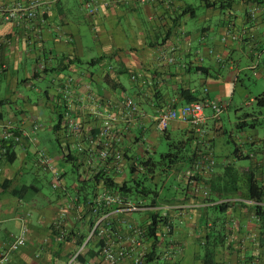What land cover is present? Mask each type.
Returning <instances> with one entry per match:
<instances>
[{
  "label": "crops",
  "instance_id": "0c3cea01",
  "mask_svg": "<svg viewBox=\"0 0 264 264\" xmlns=\"http://www.w3.org/2000/svg\"><path fill=\"white\" fill-rule=\"evenodd\" d=\"M32 1L40 3L34 20L0 13V141L8 127L19 135L13 161L0 143V257L23 230L27 236L4 264H105V243L91 235L110 212L103 235L115 249L133 251L130 226L146 230L157 217L167 219L172 236L156 251L177 264H205L208 235L217 252L212 264H264V92L243 94L264 81V0H0V7ZM190 94L225 103V114L216 120L205 110V139L180 121L159 133V116ZM128 100L138 106L130 119ZM70 120L82 123L81 135ZM108 125L112 134L104 137ZM207 139L218 165L205 200L191 196L184 173ZM104 148L123 155L121 173L99 159ZM40 151L62 176L58 189L38 165ZM103 174L114 177V188L96 180ZM105 193L143 210L114 214L98 203ZM220 201L228 203L213 207ZM155 258L152 264H168Z\"/></svg>",
  "mask_w": 264,
  "mask_h": 264
},
{
  "label": "built area",
  "instance_id": "2783aa9c",
  "mask_svg": "<svg viewBox=\"0 0 264 264\" xmlns=\"http://www.w3.org/2000/svg\"><path fill=\"white\" fill-rule=\"evenodd\" d=\"M140 5H148L150 3H154L160 0H133ZM40 3L36 1H32L27 4L18 3L10 8H1L0 13L3 18L7 21H12L15 19H23V20H34L38 16ZM168 63L173 64L175 59L173 57H168ZM198 61L202 62V56H198ZM174 103H171V106L162 113L159 118L156 120V128L159 133L165 134L170 124L173 121H180L186 124H189L192 129H195L197 134L201 136L202 139H205L207 136L206 130L203 128L204 124L207 121L205 110L207 108L211 109L213 112V118L218 120L222 117L223 114L226 112V104L222 102H215L210 99H205L204 101H197L192 103H186L180 107H174ZM124 107V118L130 119L132 116L138 112V106L134 104L131 100L125 101L123 103ZM69 128L76 134L81 135L83 132V125L82 123L70 120L68 122ZM13 129L12 127H8L4 130L3 136L1 137L2 141H11L15 140L18 141L19 138L14 136L13 132L10 131ZM113 127L112 125L106 126L103 130L101 135L104 137H108L112 134ZM85 148L80 146L79 152H85ZM7 150L3 149V154H6ZM99 159L102 161H113V165L117 173H121V160L123 159V155L119 153L113 154L109 148H104L98 151ZM218 162L211 149L210 139L207 141L202 142V152L201 156L198 159L194 160L193 166L186 170L184 173V178L188 180V182L193 187V192L195 194H202L206 198H210L211 191L210 188L205 183H198L200 178L203 177H210L214 174L216 166ZM38 165L49 170L54 175L53 184L54 189H58L60 187L62 176L56 170L51 158L48 154L44 151H40L38 154ZM141 171H143V167H139ZM99 205L104 207H111L114 210L112 211L114 214H132L137 213L143 210L142 205L140 204H133L131 202L126 201L122 196L115 194V193H105L103 196L98 200ZM228 202L220 201L214 203L224 205ZM107 213L97 219L94 224V229L92 231V235L94 233L98 234H105L106 229L104 228V223L110 216ZM130 232L132 233V245L133 251H126L125 249H114L113 245L106 244L101 250V258L105 264H120L125 259L131 256L134 251L142 246V242L146 237V230L136 226H130ZM172 234V227L170 225L165 226V231L163 234L164 239L170 240ZM91 235V236H92ZM171 241V240H170ZM27 244V236L26 230H23L19 236L15 237L14 242L11 246L2 253L0 257V264H4L7 262L8 258L12 253H16L20 251L23 247ZM144 259L141 257L140 259L135 260L136 264H144ZM173 259V258H172ZM167 261L168 264H177L175 260Z\"/></svg>",
  "mask_w": 264,
  "mask_h": 264
},
{
  "label": "trees",
  "instance_id": "16d2710c",
  "mask_svg": "<svg viewBox=\"0 0 264 264\" xmlns=\"http://www.w3.org/2000/svg\"><path fill=\"white\" fill-rule=\"evenodd\" d=\"M198 61V60H197ZM198 63L200 64V62L198 61ZM46 69V68H45ZM192 71L196 72V73H205L206 71L204 69H201V67H194L192 68ZM185 94V93H184ZM187 98V102L188 103H192V102H197V101H204L205 99H198L197 97H194L192 94H190L189 96H186ZM259 100L261 99H264V95H262L261 97L258 98ZM10 131L13 132L14 136H19L18 135V132L14 129H11ZM15 140H11V141H0V143H3V148H2V151L3 149L5 148L7 150L6 152V156L9 157V160L10 161H13V156L10 154L12 148H13V144H14ZM210 145L212 146V139H210ZM211 149L213 150V148L211 147ZM201 152H202V144L199 145L197 144L196 145V149L194 150V155L190 161V165H188L189 167L186 169H190L192 166H193V163H194V160L198 159L199 156H201ZM214 153V151H213ZM215 155V153H214ZM216 157V155H215ZM217 159V157H216ZM217 162H218V159H217ZM141 166L144 168V170L146 169L147 170V167H146V163H144L143 161L140 163ZM218 165V164H217ZM217 167V166H216ZM211 177V176H210ZM210 177H203L200 178V180L198 181V183H208L209 180H210ZM96 180L97 181H100L102 180L103 183H104V186L107 187V188H114V186L116 185L114 183V177H111V176H108V175H96L95 176ZM141 183V182H140ZM140 183H135L137 184L136 187H140L141 184ZM126 186V185H125ZM186 186L189 190V192L191 193V196L193 197H199V198H202V199H205V200H208L209 198H206L204 197L202 194H195L193 192V187L192 185L188 182V180H186ZM123 188V186H122ZM255 190H257V187H255V183L253 180H251L250 182V191L252 193L253 196L257 195V193H255ZM258 202V201H256ZM224 206H226V204L224 205H220V204H216L214 205L213 207L215 208H223ZM255 208L257 209V213L258 215H262V209L260 208V206L256 205ZM166 225H170L168 222H167V219L166 218H158L157 217H153L152 221L148 224V226H146V237H150L151 239H153V241L155 243H157L159 241V239L163 236L164 232L162 231V227H165ZM144 229V228H143ZM208 238L206 239V242H205V245H204V248H205V253H204V263L205 264H212L214 261H215V257H216V249H215V246H214V241H209V239L211 238L210 235L207 236ZM102 250V249H101ZM155 252H150L148 253L146 256V258L144 259V264H152L153 261L156 260L155 258ZM136 264V263H134Z\"/></svg>",
  "mask_w": 264,
  "mask_h": 264
},
{
  "label": "rangeland",
  "instance_id": "374dc122",
  "mask_svg": "<svg viewBox=\"0 0 264 264\" xmlns=\"http://www.w3.org/2000/svg\"><path fill=\"white\" fill-rule=\"evenodd\" d=\"M191 2L193 1H196V0H190ZM198 76V75H197ZM199 77V76H198ZM248 86H249V88H248V90H245L244 91V93L243 94H249L250 92L253 94V95H259V94H262L263 92H264V81H257L256 83H254V84H248ZM200 90V92H203V89L202 88H200L199 89ZM240 94V93H239ZM239 94H236V102L237 103H240V96H239ZM246 110H247V108H245ZM224 115V114H223ZM163 150H167V146H166V143L164 142V143H162V145L160 146V148H159V152H162ZM158 159H159V156H158ZM128 176V178H130V175H129V173L127 174ZM162 182L160 181V183H159V186L161 187L162 186ZM152 188H153V186H151ZM95 235H97V233H94V235H92V237L91 238H93V237H95ZM108 236V237H107ZM99 238L101 239V240H103L104 241V245H106V244H110V243H112L111 241V239H112V237L111 236H109V235H101V234H99ZM148 238V239H147ZM163 239H164V237L162 236L160 239H159V241L157 242V243H155L154 241H153V239H151L150 237H145L144 238V240H143V242H142V246L141 247H139V248H137L138 249V252H137V255L135 256V255H133L132 254V256H130V257H128L127 259H125L122 263H124V262H128V263H130L131 262V264H134L135 263V260H137V259H140L141 257H143V258H146L147 256V254L148 253H150V252H155L156 254H155V257H157V258H161L162 256L165 258V260L166 261H170L172 258H171V256H173V254L172 255H166V257L164 256L165 255V253H166V251L165 250H161V249H159V250H157L156 251V247H158L159 245H160V243L162 244V242H163ZM150 240H152V241H150ZM172 244V243H171ZM159 248H161V247H159ZM115 249V248H114ZM86 250V249H85ZM116 250V249H115ZM180 251V250H179ZM161 254L160 256H157V254ZM167 254V253H166ZM179 257V256H178ZM172 260H174V259H172ZM175 261H177V260H175Z\"/></svg>",
  "mask_w": 264,
  "mask_h": 264
}]
</instances>
